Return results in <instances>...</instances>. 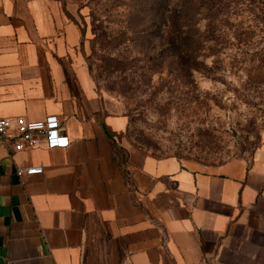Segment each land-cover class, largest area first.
Returning <instances> with one entry per match:
<instances>
[{
  "label": "crops",
  "instance_id": "obj_1",
  "mask_svg": "<svg viewBox=\"0 0 264 264\" xmlns=\"http://www.w3.org/2000/svg\"><path fill=\"white\" fill-rule=\"evenodd\" d=\"M75 0H0V117L68 145L0 146V264H264V123L249 161L203 166L128 144L80 45ZM106 131L113 135L109 139ZM41 166V174L16 175Z\"/></svg>",
  "mask_w": 264,
  "mask_h": 264
},
{
  "label": "rangeland",
  "instance_id": "obj_2",
  "mask_svg": "<svg viewBox=\"0 0 264 264\" xmlns=\"http://www.w3.org/2000/svg\"><path fill=\"white\" fill-rule=\"evenodd\" d=\"M75 2L80 51L103 105L128 116V144L208 167L251 159L264 123V0H217L218 41L233 47L220 56L216 81L196 73L189 85L178 84L174 65H157L161 54L172 60L155 34L162 0ZM174 4L180 5L173 0L169 8ZM207 13L194 5L198 35ZM204 62L210 66L211 58Z\"/></svg>",
  "mask_w": 264,
  "mask_h": 264
},
{
  "label": "trees",
  "instance_id": "obj_3",
  "mask_svg": "<svg viewBox=\"0 0 264 264\" xmlns=\"http://www.w3.org/2000/svg\"><path fill=\"white\" fill-rule=\"evenodd\" d=\"M163 3L157 11V25H155V34L161 39L160 44L164 53L172 52V60L169 55L161 54L158 66H167L170 68L174 65L173 76L178 84L189 85L194 82V75L201 73L205 77L216 81L217 64L220 63V56L224 51L233 47L230 42L219 43L216 35L217 29L214 13L215 5H218L217 0H177L179 6L174 4L169 8V4L173 0H162ZM197 4L201 10H207L205 18L209 20L203 34H196L197 30L191 19V12L194 5ZM236 35V30H233ZM162 42V43H161ZM201 54H203L201 56ZM202 59H199V57ZM205 57H210V66L205 65ZM264 74V69H263ZM109 139L113 141V135L106 131ZM113 144L115 145L114 141Z\"/></svg>",
  "mask_w": 264,
  "mask_h": 264
},
{
  "label": "built area",
  "instance_id": "obj_4",
  "mask_svg": "<svg viewBox=\"0 0 264 264\" xmlns=\"http://www.w3.org/2000/svg\"><path fill=\"white\" fill-rule=\"evenodd\" d=\"M68 139L64 133L62 121L55 115H48L40 121H12L0 117V146L5 148L9 155L37 147L48 149L64 148ZM41 166L18 167L16 175L41 174Z\"/></svg>",
  "mask_w": 264,
  "mask_h": 264
}]
</instances>
